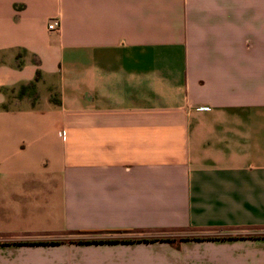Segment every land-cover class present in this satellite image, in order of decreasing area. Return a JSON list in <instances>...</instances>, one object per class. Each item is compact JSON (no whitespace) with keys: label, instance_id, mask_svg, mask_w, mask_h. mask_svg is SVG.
<instances>
[{"label":"crops","instance_id":"obj_1","mask_svg":"<svg viewBox=\"0 0 264 264\" xmlns=\"http://www.w3.org/2000/svg\"><path fill=\"white\" fill-rule=\"evenodd\" d=\"M0 264H264V0H0Z\"/></svg>","mask_w":264,"mask_h":264},{"label":"trees","instance_id":"obj_2","mask_svg":"<svg viewBox=\"0 0 264 264\" xmlns=\"http://www.w3.org/2000/svg\"><path fill=\"white\" fill-rule=\"evenodd\" d=\"M211 238H216V237H211ZM153 240H163V239H156V238H151V239H143V238H140V239H137V241H153ZM169 242H173L171 239H165ZM112 241H117V240H112ZM125 241V240H124ZM126 241H130V240H126ZM58 241H50L49 243H57ZM69 242H73V241H69ZM76 242H83L82 240H77ZM37 243V242H36ZM46 242H38V244H45Z\"/></svg>","mask_w":264,"mask_h":264},{"label":"built area","instance_id":"obj_3","mask_svg":"<svg viewBox=\"0 0 264 264\" xmlns=\"http://www.w3.org/2000/svg\"><path fill=\"white\" fill-rule=\"evenodd\" d=\"M59 21L58 20H53L51 23L48 25V29L52 31H57L59 29Z\"/></svg>","mask_w":264,"mask_h":264}]
</instances>
